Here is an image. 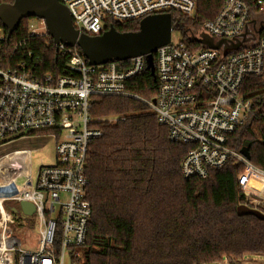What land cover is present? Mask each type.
<instances>
[{
	"label": "built area",
	"instance_id": "built-area-1",
	"mask_svg": "<svg viewBox=\"0 0 264 264\" xmlns=\"http://www.w3.org/2000/svg\"><path fill=\"white\" fill-rule=\"evenodd\" d=\"M60 1L68 8L75 28L91 37L109 30V20H143L170 11L193 18L197 6L196 0ZM263 15L264 0H223L218 14L190 33L196 44L201 34L232 42L241 38L247 27L256 33L254 42L227 57L201 44L202 49H192L183 38L160 47L154 54L158 91L152 100L128 90V84L147 70L145 56L109 63L101 69L90 66L79 48L60 45L56 47L59 53L68 58L67 74L35 79L31 73L37 65L26 57L5 67L6 38L0 26V147L38 134L56 140L55 163L40 166L36 180L32 179L31 150L4 156L16 154L17 162L0 184L4 190L0 198V264H66L71 249L85 245L92 217L87 199V155L89 144L102 136V131L92 126L96 97H125L145 104L167 129L171 142L191 146L181 165L184 179H206L211 171L230 163L245 166L239 176L246 195L242 205L259 210L264 203V171L230 147V136L254 111L253 100L241 94L244 82L264 77V33L257 34L253 25ZM27 28L32 36H49L42 20H29ZM19 47L16 45L15 51ZM22 201L36 208V251L23 248L8 229L14 214L3 204L16 206Z\"/></svg>",
	"mask_w": 264,
	"mask_h": 264
},
{
	"label": "trees",
	"instance_id": "trees-1",
	"mask_svg": "<svg viewBox=\"0 0 264 264\" xmlns=\"http://www.w3.org/2000/svg\"><path fill=\"white\" fill-rule=\"evenodd\" d=\"M196 1L193 18L169 13L173 31L183 35L188 47L202 49L190 33L213 19L223 0ZM5 3L13 1L0 0ZM31 19L23 20L9 40L0 24L6 38L5 67L26 57L37 65L31 73L35 79L66 75L68 58L49 36L30 35ZM140 22L109 20L107 27L135 32ZM128 90L152 100L158 84L145 70ZM241 94L253 100L254 111L230 136V147L241 153L248 143L250 162L264 171V77L247 79ZM91 118L92 126L102 131L89 144L86 162L92 217L85 245L71 249L72 264H236L249 256L264 257V220L237 212L246 200L239 184L245 166L230 163L206 179H184L181 165L192 147L171 142L150 108L131 98L96 97ZM112 118L117 121L110 122ZM259 210L264 214V203ZM19 215L14 214L16 224ZM61 232L59 226L58 239Z\"/></svg>",
	"mask_w": 264,
	"mask_h": 264
},
{
	"label": "water",
	"instance_id": "water-1",
	"mask_svg": "<svg viewBox=\"0 0 264 264\" xmlns=\"http://www.w3.org/2000/svg\"><path fill=\"white\" fill-rule=\"evenodd\" d=\"M30 18L44 21L48 35L57 48L60 45L79 48L90 66H100L103 69L109 63L145 56L147 70L154 78V54L160 47L171 42L173 34L171 14L146 17L141 20L139 29L135 32H119L111 27L101 36L91 37L81 34L75 28L68 8L60 0H14L13 4H0V24L8 31V40L19 29L22 21ZM255 35L247 27L242 37L232 42L215 41L205 34L194 39L206 48L222 51L223 57H227L244 48L245 44L254 42ZM241 154L250 160L248 143ZM10 211L16 215L33 217L36 208L32 203L22 201L11 207ZM237 212L239 216L252 215L264 220L262 212L246 205L239 206Z\"/></svg>",
	"mask_w": 264,
	"mask_h": 264
},
{
	"label": "rangeland",
	"instance_id": "rangeland-1",
	"mask_svg": "<svg viewBox=\"0 0 264 264\" xmlns=\"http://www.w3.org/2000/svg\"><path fill=\"white\" fill-rule=\"evenodd\" d=\"M183 35L179 31H173L172 41L177 43L181 41ZM55 144L56 140L44 134L31 136L24 140H16L14 143L0 147V158L5 155L23 151L31 150L32 162V179L36 180L38 169L40 166H52L55 163ZM0 184L2 181L0 180ZM4 195V190L0 188V198ZM65 198V197H64ZM4 207H12L10 202H5ZM59 208V207H58ZM10 234L16 241L25 249L36 251L38 249V223L36 216L25 217L22 214L18 216V221L14 218V223L8 224ZM66 264H71L70 257L66 256ZM222 264H229L224 262ZM236 264H264V257L249 256L245 259L238 261Z\"/></svg>",
	"mask_w": 264,
	"mask_h": 264
},
{
	"label": "bare ground",
	"instance_id": "bare-ground-1",
	"mask_svg": "<svg viewBox=\"0 0 264 264\" xmlns=\"http://www.w3.org/2000/svg\"><path fill=\"white\" fill-rule=\"evenodd\" d=\"M15 161L17 162V155L12 154L8 155L7 157H4V159L0 162V180L3 179V177L7 176L5 175V172L13 168V164H15ZM13 162L11 165H7L4 163ZM4 164V165H3Z\"/></svg>",
	"mask_w": 264,
	"mask_h": 264
},
{
	"label": "flooded vegetation",
	"instance_id": "flooded-vegetation-1",
	"mask_svg": "<svg viewBox=\"0 0 264 264\" xmlns=\"http://www.w3.org/2000/svg\"><path fill=\"white\" fill-rule=\"evenodd\" d=\"M253 25L257 34L264 33V15L258 21H255Z\"/></svg>",
	"mask_w": 264,
	"mask_h": 264
}]
</instances>
